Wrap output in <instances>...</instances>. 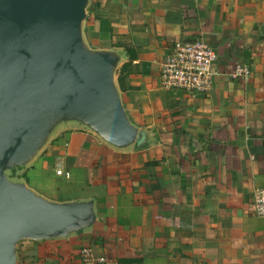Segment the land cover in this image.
Instances as JSON below:
<instances>
[{
	"label": "crops",
	"instance_id": "obj_1",
	"mask_svg": "<svg viewBox=\"0 0 264 264\" xmlns=\"http://www.w3.org/2000/svg\"><path fill=\"white\" fill-rule=\"evenodd\" d=\"M77 38L109 60L126 131L54 116L27 157L3 164L7 183L76 209L62 233L15 240L12 264H79L82 247L95 264H264L252 210L264 186V0H83ZM195 39L218 70L241 63L248 77L217 76L207 94L162 89L159 62ZM57 157L68 178L53 173Z\"/></svg>",
	"mask_w": 264,
	"mask_h": 264
},
{
	"label": "water",
	"instance_id": "obj_2",
	"mask_svg": "<svg viewBox=\"0 0 264 264\" xmlns=\"http://www.w3.org/2000/svg\"><path fill=\"white\" fill-rule=\"evenodd\" d=\"M82 4L0 0V264L13 263L15 240L62 233L76 210L7 183L3 164L27 157L54 116L82 118L116 139L126 131L109 84V60L79 45Z\"/></svg>",
	"mask_w": 264,
	"mask_h": 264
},
{
	"label": "built area",
	"instance_id": "obj_3",
	"mask_svg": "<svg viewBox=\"0 0 264 264\" xmlns=\"http://www.w3.org/2000/svg\"><path fill=\"white\" fill-rule=\"evenodd\" d=\"M216 54L203 40L174 41L170 51L159 62V86L164 90L188 94H207L215 77L223 76L233 80H245L248 66L236 63L228 71L215 67ZM52 171L55 175L68 178L60 157L55 158ZM252 210L255 216L264 218V186L252 192ZM79 264H95L101 259L95 257L89 247H82L78 254Z\"/></svg>",
	"mask_w": 264,
	"mask_h": 264
},
{
	"label": "rangeland",
	"instance_id": "obj_4",
	"mask_svg": "<svg viewBox=\"0 0 264 264\" xmlns=\"http://www.w3.org/2000/svg\"><path fill=\"white\" fill-rule=\"evenodd\" d=\"M18 174H20L21 172H17ZM4 174L6 175V178H7V180H12V181H15V177L14 176H10L9 174H8V170L6 169V167H5V171H4ZM23 174V173H22ZM26 174H29V173H26ZM4 175V176H5ZM12 175H14V173L12 174ZM28 180L30 179L31 181H33L34 180V176L33 175H29V178H27ZM29 180V181H30Z\"/></svg>",
	"mask_w": 264,
	"mask_h": 264
}]
</instances>
